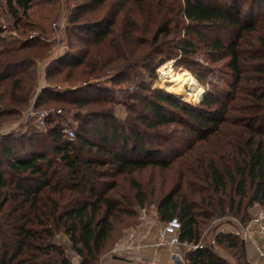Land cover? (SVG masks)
I'll return each instance as SVG.
<instances>
[{
    "label": "trees",
    "instance_id": "trees-1",
    "mask_svg": "<svg viewBox=\"0 0 264 264\" xmlns=\"http://www.w3.org/2000/svg\"><path fill=\"white\" fill-rule=\"evenodd\" d=\"M33 1L7 0L17 27ZM98 12L99 18L85 19ZM69 22L96 34L95 48L69 45L50 61L46 79L88 81L115 70L116 76L128 77L136 67L149 66L145 61L153 44L180 29L184 35L170 49L152 51L163 55L160 64L179 57L174 66L194 73L205 90L194 105L141 79L129 93L136 101L125 104L120 118L111 105L116 102L81 96L92 84L47 88L37 95L35 57L49 54L40 52L48 45H38L39 37L27 38L16 50H28L29 56L0 59V118L21 116L33 97L36 107L47 101L103 106L90 113L94 125L82 121L72 140L54 114L43 130L0 140V264H76L74 257L78 264H99L114 220L121 214L135 216L134 206L142 208L147 201L139 183L130 180L127 190L120 179L150 167H177L156 211L163 222L178 218L182 242L200 243L207 222L225 215L250 221V209L264 207V0H84L70 10ZM3 32L0 28V36ZM75 36L81 44L92 41ZM200 44L209 49L211 62L228 58L231 83L213 82L194 57ZM155 69L151 65L152 73ZM79 114L76 120H82ZM173 125L182 129L175 131ZM187 134L184 150L169 151ZM214 238L238 248L236 264H252L240 237L218 229ZM186 259L189 264H230L211 246L186 251Z\"/></svg>",
    "mask_w": 264,
    "mask_h": 264
},
{
    "label": "rangeland",
    "instance_id": "rangeland-1",
    "mask_svg": "<svg viewBox=\"0 0 264 264\" xmlns=\"http://www.w3.org/2000/svg\"><path fill=\"white\" fill-rule=\"evenodd\" d=\"M84 0H34L33 4L28 11V16L23 18L22 24L17 27L15 24V19L12 17L11 12L9 11L7 0H0V28L4 29V32L0 36V59L12 60L19 59L29 56L28 50L16 51L22 47V44L31 37H39L40 44H47L46 49L40 50L41 53L49 50L48 56L40 57L38 55L36 58L35 69L38 73V87L37 95H40L41 89L43 86H50L51 89L61 86L62 89H73L72 87H80L86 81H76V82H67L62 81H51L46 79V71L50 61L60 57L64 51L68 48L69 45L74 49H82L84 47L95 48V35L90 32H85L79 29H74L72 24L69 22V13L70 10L74 8L78 3L83 2ZM112 2V0H110ZM21 14V13H20ZM102 15L101 12L88 14L85 19L90 21L92 19H97ZM210 35H214L218 32L213 30H207ZM76 34L87 36L92 41L88 44H81ZM223 34V32H222ZM184 32L180 29H173V32L170 35H166L162 38L161 43L157 44L151 50H148L146 56V63L149 65L144 68V66L136 67L135 72H130L129 76H116V70L107 72L106 76L98 78H90L88 81L92 82V87L86 88L82 93V97H91L96 98L99 96L106 97L116 108V114L118 117L122 118L126 112L125 104H132L136 100L129 98V93L134 90L133 85L138 81L143 79L146 81L147 86L151 89H162L166 92L175 94L179 99L198 105L201 101V91L205 90V85L196 77V75L190 71H186L184 66H174L179 57L171 58L163 64H160L162 54L153 52L157 47H162L165 49H170L180 38H182ZM151 38L150 36H146ZM148 38V39H149ZM152 40V39H151ZM201 46L198 49V52L195 54V58L203 65L208 68V74L213 79V82L219 83L220 86L225 83H231L233 77L230 74L228 67V58L218 62H211L209 60V50L206 46L200 44ZM180 60V59H179ZM171 63L172 66L169 64ZM151 65L155 66V73H152L150 70ZM164 65L169 66L168 70L172 73L173 76L177 77L184 72H189L192 77L195 78L196 82L194 85L190 86L188 91H177L172 88L173 83L169 82L170 76L169 73L166 75L160 70ZM64 72L68 69L67 66L62 67ZM118 70V69H117ZM167 70V71H168ZM135 73L137 76H135ZM62 75H58L59 78ZM196 92V93H195ZM47 95V94H46ZM44 96L43 99H46L49 96ZM51 97V95H50ZM36 97L32 98L30 101V106L24 111L21 116H4L0 118V140L5 136H20L24 133H33L37 130H43L47 127V122L43 126L39 119L38 115L42 111L51 112V115H60L55 118L56 121H59L63 128H68L75 130L77 126L82 123L87 125H94V121L91 119L90 113L94 110L102 108L100 104H89L87 106H74L69 104H62L57 102L43 103L41 106L36 107L34 102ZM120 102V104H117ZM110 105V104H108ZM76 113H80L82 120H76ZM171 129L179 131L182 128L177 126H171ZM190 134H187L186 140L173 144L169 151L172 150H184L189 143ZM41 146V145H40ZM52 153V152H50ZM177 172V167H174L171 170H163L160 168H148L145 170L137 171L131 179L121 178L120 181L122 186L127 190L131 188L130 180H135L139 183L142 189L146 192L147 201L146 204L141 208L135 205V216H128L125 214L119 215L114 220V232L112 237L109 240L107 250L103 253L100 258L99 264H189V261L186 257L183 261L179 262L171 258L170 251L163 250L157 256L153 253H133L126 256H121L126 259H129L130 262H116L113 260L115 256L112 252V249L115 243L124 238L126 233L136 225L147 226L154 224L157 228H161L164 225V222L159 219V216L156 211L157 202L161 196L166 193L171 187V181L175 180V174ZM134 193V190L131 191ZM264 208L258 204L254 205L250 209L251 217L259 209ZM240 219L233 216H223L221 218L213 219L208 221L203 228V237H205L202 243L205 246H211L212 241H215V246L211 247L213 252L216 253L218 257H222L230 264H236V256L233 254L237 249L229 248L226 244H218L214 238V234L219 229L220 231L232 230L233 226L229 225L231 220ZM64 241L68 242L67 237L63 238ZM259 245L264 247V240L258 238ZM244 254L248 262L252 264H264V258L259 254L257 249L253 244L247 243L244 245ZM73 260H77L76 257Z\"/></svg>",
    "mask_w": 264,
    "mask_h": 264
},
{
    "label": "built area",
    "instance_id": "built-area-1",
    "mask_svg": "<svg viewBox=\"0 0 264 264\" xmlns=\"http://www.w3.org/2000/svg\"><path fill=\"white\" fill-rule=\"evenodd\" d=\"M169 65L172 66L171 63ZM57 87L61 86L58 85ZM50 115L51 112L48 111L39 113L38 119L43 126H45L46 119ZM62 131L69 139H74V130L62 128ZM231 222L229 225H232L233 229L227 231H231L234 235L240 237L244 245L247 243L253 244L264 258V247H261L258 241V238L264 240V208H259L247 223L237 219H233ZM180 230L181 223L176 217L164 222L161 228H157L153 223L147 226L136 225L126 233L123 239L115 243L112 252L114 255L126 256L150 248H154L156 251L166 248L171 250V258L181 262L186 257V251L203 248L205 245L202 241L198 244L182 242L180 240ZM214 246L215 241L213 240L211 247Z\"/></svg>",
    "mask_w": 264,
    "mask_h": 264
},
{
    "label": "bare ground",
    "instance_id": "bare-ground-1",
    "mask_svg": "<svg viewBox=\"0 0 264 264\" xmlns=\"http://www.w3.org/2000/svg\"><path fill=\"white\" fill-rule=\"evenodd\" d=\"M164 74H168L170 76L169 82L173 83L172 88L177 91H188L190 86L194 85L196 80L189 72H184L183 74H180L179 76L175 77L172 75L171 72L168 70V66L164 65L160 68ZM168 70V71H167Z\"/></svg>",
    "mask_w": 264,
    "mask_h": 264
},
{
    "label": "crops",
    "instance_id": "crops-1",
    "mask_svg": "<svg viewBox=\"0 0 264 264\" xmlns=\"http://www.w3.org/2000/svg\"><path fill=\"white\" fill-rule=\"evenodd\" d=\"M163 250H165V251H170V253H171V250L170 249H166V248H162V249H160V251H156L154 248H150V249H147V250H144V251H141V252H146V253H153L155 256H157L160 252H162ZM140 253V252H139ZM117 256H119V255H117ZM113 260H115L116 262H130V260L129 259H127V260H117V259H114L113 258ZM74 262L76 263V264H78V259L75 261L74 260ZM105 264H107V263H105Z\"/></svg>",
    "mask_w": 264,
    "mask_h": 264
},
{
    "label": "water",
    "instance_id": "water-1",
    "mask_svg": "<svg viewBox=\"0 0 264 264\" xmlns=\"http://www.w3.org/2000/svg\"><path fill=\"white\" fill-rule=\"evenodd\" d=\"M90 84H92L91 81H86V82L83 84V86H80V87H85V86L90 85ZM80 87L78 86V87H72V88H73V89H76V88H80ZM47 88H51V87L45 85V86L42 87L41 92H42V90L47 89ZM52 89L63 90L61 87H54V88H52ZM113 258H114V259H117V260H127L126 258L121 257V256H117V255L113 256Z\"/></svg>",
    "mask_w": 264,
    "mask_h": 264
}]
</instances>
